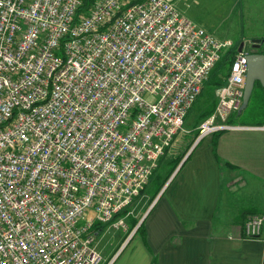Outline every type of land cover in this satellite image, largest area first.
<instances>
[{"label":"built area","instance_id":"obj_1","mask_svg":"<svg viewBox=\"0 0 264 264\" xmlns=\"http://www.w3.org/2000/svg\"><path fill=\"white\" fill-rule=\"evenodd\" d=\"M82 6L0 0V264H103L96 236L126 226L227 49L232 68L198 141L233 129L243 106L250 53L172 1ZM263 227L251 215L244 235Z\"/></svg>","mask_w":264,"mask_h":264},{"label":"crops","instance_id":"obj_2","mask_svg":"<svg viewBox=\"0 0 264 264\" xmlns=\"http://www.w3.org/2000/svg\"><path fill=\"white\" fill-rule=\"evenodd\" d=\"M240 111L216 150V134L198 141L199 126L196 143L172 144L167 155L179 163L138 219L146 239L137 226L106 264H264V227L244 235L246 219L264 215V123H244Z\"/></svg>","mask_w":264,"mask_h":264},{"label":"rangeland","instance_id":"obj_3","mask_svg":"<svg viewBox=\"0 0 264 264\" xmlns=\"http://www.w3.org/2000/svg\"><path fill=\"white\" fill-rule=\"evenodd\" d=\"M169 1H172L179 13L190 19L195 26L204 29L214 37L220 40L231 38L236 46L244 42V50L246 52L250 53L253 51L250 44L252 40L264 39V0ZM229 50L223 51L222 57ZM204 94L191 109L183 130L176 136L172 144H194L198 140L197 128L205 120L200 119V116L207 108L209 99H211L208 92L205 91ZM167 153L160 161L159 168L154 172L150 183L142 191L143 193L135 199L130 210H128L130 215L125 218L126 226H115L116 222L112 221L103 225L102 231L96 236L95 246L102 256H105L108 260L117 252L119 245L134 232V230H131L133 218L136 220L142 219L143 214L150 208L151 203L154 201L153 199L166 181L171 168L174 167V163L171 162L172 157L167 155ZM151 209H149V212ZM126 245L122 249L120 248L121 253ZM119 256L120 254L117 258ZM122 260L123 258L119 263ZM103 264H106V262Z\"/></svg>","mask_w":264,"mask_h":264},{"label":"trees","instance_id":"obj_4","mask_svg":"<svg viewBox=\"0 0 264 264\" xmlns=\"http://www.w3.org/2000/svg\"><path fill=\"white\" fill-rule=\"evenodd\" d=\"M96 0H83V6L78 10L79 14L86 12L87 10L90 9L92 4ZM263 44L259 50H255L254 53L256 54H264V39ZM233 58H234V51H227L224 54V57L217 63L215 68L213 69L209 79L204 85L203 91L201 95L198 97V99L202 98L205 94L204 92H208V94L211 96V99L208 101V106L204 110V112L201 114L200 119H207L211 117L216 108H217V101L215 100V92L218 88L222 87L229 76V73L232 68L233 64ZM197 99V101H198ZM196 101V103H197ZM195 103V104H196ZM194 104V105H195ZM242 111V112H241ZM240 116L242 119V122L244 123H257V124H263L264 123V83L262 82H256L252 96L250 98L249 104L246 109L241 110ZM213 138V147L214 150L217 149L220 133H215ZM179 160L173 162L174 167L175 165H178ZM230 166V165H229ZM233 168V166H230ZM165 183V182H164ZM164 185V184H163ZM160 191V189H159ZM143 193V192H142ZM126 212H124L122 215H125ZM139 220H136L133 218L131 222V230L133 231L139 224ZM245 225V224H244ZM100 225L97 224L95 226L96 231L101 230L102 227H99ZM99 227V228H98ZM145 224L142 222L139 227L136 230L135 234H140L144 239H146L145 236ZM156 263V261H155Z\"/></svg>","mask_w":264,"mask_h":264},{"label":"water","instance_id":"obj_5","mask_svg":"<svg viewBox=\"0 0 264 264\" xmlns=\"http://www.w3.org/2000/svg\"><path fill=\"white\" fill-rule=\"evenodd\" d=\"M250 44L252 45L253 50L260 49L263 44V40L254 39L250 42ZM244 48L245 43L242 42L238 48L239 52L243 51ZM247 60L249 69L246 77L242 110L247 108L256 82L264 83V54L250 53L247 56ZM142 222L143 221H141L140 224Z\"/></svg>","mask_w":264,"mask_h":264},{"label":"flooded vegetation","instance_id":"obj_6","mask_svg":"<svg viewBox=\"0 0 264 264\" xmlns=\"http://www.w3.org/2000/svg\"><path fill=\"white\" fill-rule=\"evenodd\" d=\"M251 46H252V45H251ZM256 50H259V49H256ZM254 51H255V50H253V51H252V52H250V53H254Z\"/></svg>","mask_w":264,"mask_h":264}]
</instances>
